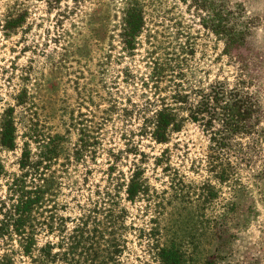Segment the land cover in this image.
<instances>
[{
	"label": "rangeland",
	"instance_id": "rangeland-1",
	"mask_svg": "<svg viewBox=\"0 0 264 264\" xmlns=\"http://www.w3.org/2000/svg\"><path fill=\"white\" fill-rule=\"evenodd\" d=\"M12 1L0 0V15ZM17 1L27 11L23 26L8 38L0 26V119L24 87L26 103L14 107L20 135L30 129L39 143L64 137L51 167L66 206L58 215L74 218L77 203L108 185L109 159L117 163L115 185L126 183L136 165L143 170L142 198L131 204L122 195L120 201L127 212L125 225L135 229L126 233L123 264H159L157 249L171 246L191 264H207L211 256L216 257L214 264H264V169L236 155L209 157L211 132L200 123L187 121L165 145L139 132L152 115L147 100L153 102L155 93L168 95L175 83L185 91L215 80L232 83L239 60L262 84L264 96V0H225L241 7L249 29L233 62L223 55L222 40L202 26L204 14L190 1L144 0L148 32L134 57L121 51L125 0H84L72 13L66 8L73 6L69 0L52 8L47 0ZM182 43L193 49L192 55H180L183 77L167 76L155 88L147 78L154 59ZM75 121L80 124L70 128ZM83 127L93 131L91 146L75 161L73 149ZM21 141L14 152L0 149V160L10 172H17ZM31 147L36 153V145ZM217 161L230 170L228 175L211 168ZM137 230H143V239H137ZM54 241L41 235L37 247ZM18 264L30 260L24 257Z\"/></svg>",
	"mask_w": 264,
	"mask_h": 264
},
{
	"label": "trees",
	"instance_id": "trees-1",
	"mask_svg": "<svg viewBox=\"0 0 264 264\" xmlns=\"http://www.w3.org/2000/svg\"><path fill=\"white\" fill-rule=\"evenodd\" d=\"M69 1L73 6H66L68 13L84 3V0ZM182 1L192 2L197 10L203 12L202 26L222 40L223 55L230 62L239 58L234 52L244 47L249 34L241 7H232L225 0ZM61 2L47 0L51 8ZM145 6L144 0H125L122 8L119 38L121 51L126 57L136 55L142 46L144 32H148ZM26 14L25 6L17 0L9 3L5 13L0 15L3 36L8 38L21 28ZM103 28V25L99 26L100 33ZM148 37L158 42L150 33ZM178 46L173 47L174 52H163L161 58L154 59L147 78L156 85L155 88L168 77H183L180 64L185 60L180 59V55H192L193 49L186 43ZM237 63V74L232 83L225 79L215 80L207 87L191 91L180 89L181 85L175 83L176 89L169 91L168 95L155 93L153 102L147 100L153 110L142 125L140 135H148L155 143L165 145L187 121L200 123L211 132L209 157L220 159L236 155V159L247 163L255 160L253 162H257L259 170H263V87L245 61ZM26 99V88L21 87L14 98L15 105L8 107L0 119L1 150L16 151L18 140L22 139L16 161L17 172L8 171L0 160V181L4 182V194L0 197V264H18L24 257L30 260V264H123L121 257L126 249V233L135 229L125 225L127 212L120 206L121 196L124 195L131 204L142 198L143 170L134 165L128 181L115 185L113 173L117 163L109 159L105 171L108 185L97 187L85 203H77L74 218L60 217L58 212L66 206L60 202L62 185L51 167L59 157L58 146L64 137L56 135L52 143H39L34 133L30 134V129L20 135L14 107L24 106ZM77 124L80 123L73 122L70 128H76ZM215 126L217 130L212 131ZM79 131L73 149L75 161L80 160L86 148L91 146L89 139L93 132L88 127ZM97 134L96 142L99 143L102 134ZM32 143L36 145V153H33ZM100 148L94 154L99 153ZM166 152L163 151L158 158L159 164L164 162ZM212 166L219 168L222 175L229 174L227 171L230 170L218 161ZM227 167L231 168L230 165ZM137 231V239H143V230ZM41 235L53 236L55 241L37 247V239ZM215 258L211 256L207 264H214ZM156 259L159 264H191L173 246L158 248Z\"/></svg>",
	"mask_w": 264,
	"mask_h": 264
}]
</instances>
